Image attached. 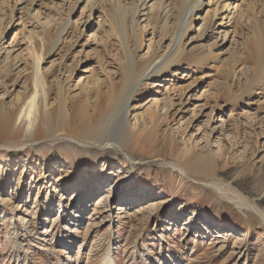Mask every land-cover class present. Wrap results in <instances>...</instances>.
I'll use <instances>...</instances> for the list:
<instances>
[{"label":"rangeland","instance_id":"rangeland-1","mask_svg":"<svg viewBox=\"0 0 264 264\" xmlns=\"http://www.w3.org/2000/svg\"><path fill=\"white\" fill-rule=\"evenodd\" d=\"M9 1L0 0V73L7 62L17 65L8 81L11 96L0 86V97L11 106L17 94L30 88V55L23 41L30 38L36 47L45 42L47 51L65 19L70 22L67 33L42 64L52 79L49 101L54 107L66 104L63 115L74 129L96 121L95 89L106 93L109 72L117 87L121 81L123 49L113 0L102 6V0H91V8L74 0H37L30 13L21 6L31 0ZM243 1L249 2L232 0L231 5L243 13ZM251 1L248 8L258 0ZM121 3L130 15L131 3ZM209 5L194 15L184 47L198 55L216 40L215 52L199 55L196 64L184 60L158 77L143 78L126 105L132 136L108 164L103 166L98 156L78 164L70 147L0 154V264H101L107 253L115 264H157L154 257H162L158 264H264L260 216L201 183L214 181L224 191L236 190L264 213V73L252 80L256 64L236 47L250 38L243 22L252 25V17L242 16L234 30L231 21L219 26L216 15L214 37L201 39L210 37L200 29L214 8ZM139 18L137 33L143 43L137 62L151 56L155 47L169 49L164 40L169 32L161 20L149 9ZM127 33L130 46H136L129 21ZM234 56L242 61L234 63ZM246 65L243 77L240 71ZM207 148L217 159L211 177L191 172L184 177L169 165ZM72 195L76 199L68 204ZM130 208L139 216L132 218Z\"/></svg>","mask_w":264,"mask_h":264},{"label":"bare ground","instance_id":"bare-ground-1","mask_svg":"<svg viewBox=\"0 0 264 264\" xmlns=\"http://www.w3.org/2000/svg\"><path fill=\"white\" fill-rule=\"evenodd\" d=\"M11 1L9 2L11 3ZM19 1L21 0H15V2ZM104 1L106 4L107 0H102L101 2L103 3L100 2L101 6L104 4ZM231 1L232 0H208V2L204 0H128L132 5L129 15L123 8V4L121 3L122 0H113L116 18L115 26L117 27V34H119L123 49L121 72H118L121 81L119 87H117L116 80L111 76L113 75L112 72L106 75L107 79L110 80V85L106 93H102V87H97L95 89L97 99L93 104V108L99 111V117L96 121H93L82 129H74L70 126L67 116L63 115V112L67 109L64 102H61L55 107L51 105L49 98L52 79L48 72L44 71L42 67V64L45 63L50 56L52 49L61 41L62 35L67 33V28L70 24L69 20L64 19V22L60 24L59 31L47 51H45V42H41L42 45L40 43V45L36 47L32 39H26L23 41V44L30 55L31 89H27L26 93L22 96L17 94L11 106H8L5 99L0 97V154L4 155L8 150H33L43 153L47 148H58L63 150L66 147H70L77 153L76 158L78 159V164L82 163L84 165L85 163L93 161V158L97 156L104 161L103 166L108 164L110 156L114 155V152L117 150L123 152L129 142L128 139L132 136L131 129L126 125V105L133 91L140 84H143V78L154 75L158 77L163 71L168 70L171 65H180L184 60L191 64H196L199 55L206 54V56H210L215 52V49L218 47L216 40H214L212 47L203 48V53H199L198 55L187 52L184 47V40L188 35V30L193 28L194 15H198L200 10L205 6H210V2L214 5V8L206 13L207 22L204 23V26L200 27V29L203 28L206 32L209 31L210 37L209 34H205L200 38H208V40H210L214 37V21L216 20V15L220 16L219 26L222 25L224 20H227V22L231 21L230 24L232 25L233 23L234 30L236 24L239 23L240 25L239 20L242 16L247 17L246 19L252 17V25H247L246 19V21L243 22L245 29L247 28L246 30L248 31L251 30L250 38L245 44L237 42L236 47H238L239 50H243L242 52L256 64V70H254L255 74L252 80L261 77L264 73V0L254 1L255 3L250 5L249 8L247 4L253 1H246L247 4L243 1L247 7V9L243 10V13L237 8V4L232 6ZM27 2L30 1L28 0ZM39 2L41 1L39 0ZM74 2L75 4H82L85 2V4H89L90 8L92 6L94 7L91 0H74ZM23 3L22 1L21 4ZM36 3L37 0H31L30 3L23 4L21 8L30 13L32 6ZM147 9L153 14L155 20H161L163 28H165L166 32H169L168 36L164 35V40H168L169 49L160 52L159 48L155 47L151 56L137 62L135 60L136 52L143 43L140 34L137 33V28L140 24L139 15L140 13H144L145 10L147 11ZM128 21L131 22L132 33L136 39V46L134 47H131L129 44L130 34L127 33ZM237 27L239 28V26ZM241 28L242 27H240V29ZM196 32L198 33V31ZM3 33V31H0V41L3 38ZM41 39L40 37V40ZM225 39L226 33H224L222 37L223 42ZM42 40L46 41L45 39ZM234 44L235 42L233 45ZM1 49L2 43L0 42V57L2 55ZM5 49L6 48H4V56L8 59L10 53L9 50L6 51ZM215 56L217 55L215 54L214 57ZM200 61L201 59L199 62ZM231 61H234V63L242 61V56H234L231 58ZM234 63L230 62L231 69L234 68ZM6 64H8L6 71L0 73V86L4 94L11 96L12 91L9 89L8 81L11 71L17 64L15 61L11 63L7 62ZM247 70L248 66L246 65L240 71V75L245 77ZM71 76L72 72L68 73L66 80H69ZM249 82L250 80L248 83ZM57 85L61 94L62 84L58 82ZM60 100H63V98ZM165 106L166 103H163L162 107ZM126 155L129 160H132L131 156L128 154ZM183 158L184 160L181 163L179 162L175 165L172 163L166 164H169L172 169L179 171L184 177L187 176V172H191L203 179L204 177L213 176L216 171L215 163L217 159L211 154L209 148L201 152H188L187 156H183ZM201 183L213 185L219 194L224 196L225 199L228 198L235 201L239 207H250L252 210H255L256 214L260 216L264 223V213L258 210L254 204L248 203L236 190L224 191L219 185L214 184V181L203 180ZM75 199V195L70 196L68 198V204L73 203ZM128 205L130 204L128 203ZM72 206L75 207V205ZM130 209L127 210L129 215L135 218L136 215H134L132 208ZM76 217H80V215L78 214ZM161 258L162 257L157 260V258L154 257L158 263L162 262L160 261ZM162 260L164 263H167L166 259ZM101 264H115V261L111 254L107 253L103 257Z\"/></svg>","mask_w":264,"mask_h":264}]
</instances>
